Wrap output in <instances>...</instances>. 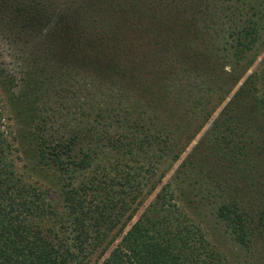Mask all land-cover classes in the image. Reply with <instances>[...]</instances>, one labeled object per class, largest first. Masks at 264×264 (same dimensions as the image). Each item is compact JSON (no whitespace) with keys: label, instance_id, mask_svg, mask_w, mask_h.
Segmentation results:
<instances>
[{"label":"trees","instance_id":"1","mask_svg":"<svg viewBox=\"0 0 264 264\" xmlns=\"http://www.w3.org/2000/svg\"><path fill=\"white\" fill-rule=\"evenodd\" d=\"M179 179L264 254V0H0V264H227Z\"/></svg>","mask_w":264,"mask_h":264},{"label":"rangeland","instance_id":"2","mask_svg":"<svg viewBox=\"0 0 264 264\" xmlns=\"http://www.w3.org/2000/svg\"><path fill=\"white\" fill-rule=\"evenodd\" d=\"M260 55L261 54H259V56ZM259 56H257L255 63L258 60ZM248 71H250V68L247 70V72ZM240 81L241 79L233 87L232 91L236 88ZM225 101L226 100H224L222 104L219 105L214 113H216V111L224 104ZM209 123L210 120H208L199 129L189 145L186 147L185 151L180 155V158L176 160L167 171H165L161 182L172 177L174 169L177 167L181 158L186 152L190 150V147L198 141L201 133L208 127ZM11 145L16 148L15 153L18 156L17 158H15V168L17 176H19V178L24 182L33 183L39 187L46 188L45 190L49 200L54 204H57L58 197L52 186L47 181H45V179L41 175H37L36 173L32 172V170L28 167V161L27 159H25L26 157L24 156L23 150H21V147H19V145H17L14 140L11 141ZM223 178L225 179L224 176ZM178 182L181 188L179 189L181 195L177 194V202L179 206H182L185 212H187L189 218L201 227L208 240L222 252L227 264H264V254H246L235 244H233L228 234L223 231V228L216 221L212 213L213 204L218 200V198L212 195V192H208L207 188L199 186L196 183L186 185V181H183L181 179H179Z\"/></svg>","mask_w":264,"mask_h":264}]
</instances>
